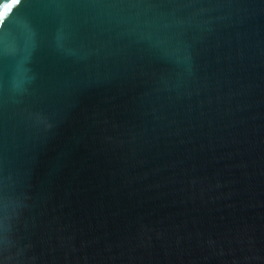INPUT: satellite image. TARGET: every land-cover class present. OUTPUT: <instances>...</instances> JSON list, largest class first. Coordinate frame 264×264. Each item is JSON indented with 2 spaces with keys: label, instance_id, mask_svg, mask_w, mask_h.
Wrapping results in <instances>:
<instances>
[{
  "label": "water",
  "instance_id": "water-1",
  "mask_svg": "<svg viewBox=\"0 0 264 264\" xmlns=\"http://www.w3.org/2000/svg\"><path fill=\"white\" fill-rule=\"evenodd\" d=\"M0 264H264V0L12 4Z\"/></svg>",
  "mask_w": 264,
  "mask_h": 264
},
{
  "label": "snow or ice",
  "instance_id": "snow-or-ice-1",
  "mask_svg": "<svg viewBox=\"0 0 264 264\" xmlns=\"http://www.w3.org/2000/svg\"><path fill=\"white\" fill-rule=\"evenodd\" d=\"M19 0H8V2L3 4V10L0 11V16L7 12V10L11 7L12 4L18 3Z\"/></svg>",
  "mask_w": 264,
  "mask_h": 264
}]
</instances>
